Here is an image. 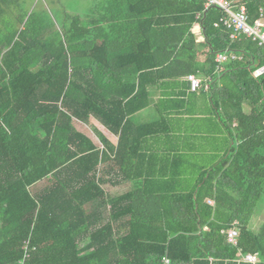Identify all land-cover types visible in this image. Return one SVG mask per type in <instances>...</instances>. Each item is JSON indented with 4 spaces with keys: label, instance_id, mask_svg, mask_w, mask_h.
<instances>
[{
    "label": "trees",
    "instance_id": "16d2710c",
    "mask_svg": "<svg viewBox=\"0 0 264 264\" xmlns=\"http://www.w3.org/2000/svg\"><path fill=\"white\" fill-rule=\"evenodd\" d=\"M102 1L103 21L89 27L65 13L57 27L26 0H0V264H164L165 257L170 264H251L238 253L264 264V224L249 228L264 193V72L255 74L264 49L232 37L221 10L204 9L203 0ZM241 2L250 20L264 16V0ZM196 23L205 37L201 65ZM103 51L107 65L135 51L143 64L130 73L93 69ZM224 52L237 59L217 71L214 56ZM129 74L136 85L119 90ZM189 74L208 77L202 88L230 150L192 190L153 199L134 190L106 194L100 174L108 153L74 121L93 117L118 135L113 160L132 177L120 159L129 116L148 105V86ZM163 122L135 128L155 137ZM234 225L235 245L221 233Z\"/></svg>",
    "mask_w": 264,
    "mask_h": 264
},
{
    "label": "crops",
    "instance_id": "0c3cea01",
    "mask_svg": "<svg viewBox=\"0 0 264 264\" xmlns=\"http://www.w3.org/2000/svg\"><path fill=\"white\" fill-rule=\"evenodd\" d=\"M102 3V0H97L86 14V20L82 22L90 27L95 22L103 21L104 15L100 8ZM217 24V22L214 23V26ZM107 27L108 24L104 23L103 28L106 29ZM99 29L100 27L97 31ZM192 33L196 43L200 44L196 63L201 65L206 58V48L201 46L205 37L199 23L194 24ZM99 35L104 36V32H99ZM97 44L98 40L93 48ZM112 50L114 49L110 48V52ZM100 54L103 57L102 65H93V69L99 67L103 72L116 70L130 73L136 70L137 64H143L140 61L141 56L136 51L124 55V57L119 55V65H115L113 61L107 65L106 60L109 55L105 51ZM114 54L111 52L110 55ZM206 67L205 73L208 71ZM147 73L145 80H152V73ZM189 75H195L200 79V89L192 91L187 77L166 81L158 85H150L147 88L148 105L129 116L133 126L129 125L127 134L129 140L123 146L125 153L120 159L129 168L128 173L132 177L125 175L113 160L112 151L117 146L118 135L110 132L93 117H90L86 123L74 121L75 127L86 134L97 149L108 153L101 164L100 174L106 194L115 196L134 190L146 194L148 199H153L157 194L164 195L173 190H192L198 183L201 172L214 166L230 150L233 142L212 110L206 94L207 85L202 88V83L208 77L205 78L203 74V76ZM129 76H126V78L128 77L127 86H124V81H121L119 90L123 87L132 86V83L136 85L135 74H129ZM162 116L164 122L161 125V134L150 138L140 136L135 126L157 121ZM102 138L108 143L107 145L102 143ZM208 203L213 205V201H208ZM226 232L221 231L224 235ZM227 249L233 250V248ZM252 256L255 258L253 262L246 261L245 255L240 253L237 254V259L255 264L258 257L257 255Z\"/></svg>",
    "mask_w": 264,
    "mask_h": 264
},
{
    "label": "built area",
    "instance_id": "2783aa9c",
    "mask_svg": "<svg viewBox=\"0 0 264 264\" xmlns=\"http://www.w3.org/2000/svg\"><path fill=\"white\" fill-rule=\"evenodd\" d=\"M242 0H203L204 7H216L223 13L220 18V23L227 29L232 30V37L241 34L255 42L259 47L264 49V16L262 12L253 20H250L245 5ZM237 56L234 53H216L214 61L216 63V70L219 71L221 66L229 60H236ZM264 72V66L255 71L256 75ZM187 80L190 83V89L196 91L201 87V81L195 75H188ZM238 237L237 228L231 227L226 232L227 241L235 245ZM246 261H255L254 256L245 255ZM164 264H170L168 258H163Z\"/></svg>",
    "mask_w": 264,
    "mask_h": 264
},
{
    "label": "rangeland",
    "instance_id": "374dc122",
    "mask_svg": "<svg viewBox=\"0 0 264 264\" xmlns=\"http://www.w3.org/2000/svg\"><path fill=\"white\" fill-rule=\"evenodd\" d=\"M30 2L32 9L44 12L50 16L57 27L61 24L64 14H79L82 21L86 20V14L91 10L97 0H26ZM93 137V136H92ZM215 162V161H214ZM264 224V193L261 195L254 209L249 228L255 232Z\"/></svg>",
    "mask_w": 264,
    "mask_h": 264
}]
</instances>
